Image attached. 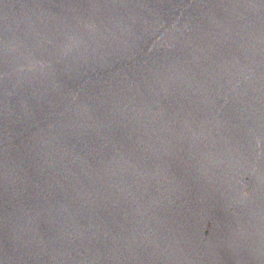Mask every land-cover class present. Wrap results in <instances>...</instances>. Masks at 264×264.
<instances>
[{"label": "water", "instance_id": "water-1", "mask_svg": "<svg viewBox=\"0 0 264 264\" xmlns=\"http://www.w3.org/2000/svg\"><path fill=\"white\" fill-rule=\"evenodd\" d=\"M0 264H264V0H0Z\"/></svg>", "mask_w": 264, "mask_h": 264}]
</instances>
